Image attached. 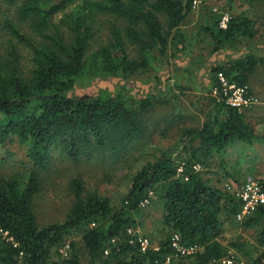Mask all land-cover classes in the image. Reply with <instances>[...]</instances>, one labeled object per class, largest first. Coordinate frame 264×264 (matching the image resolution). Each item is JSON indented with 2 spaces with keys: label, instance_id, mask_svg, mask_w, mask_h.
Segmentation results:
<instances>
[{
  "label": "trees",
  "instance_id": "1",
  "mask_svg": "<svg viewBox=\"0 0 264 264\" xmlns=\"http://www.w3.org/2000/svg\"><path fill=\"white\" fill-rule=\"evenodd\" d=\"M21 1L18 18L29 24L34 36L7 23L29 53L25 60L10 43L6 54H0V142L16 139L24 145L29 164L12 176H0V264H227L223 261L232 257L230 248L244 250L238 241L229 247L220 240L221 213L237 214L241 200L227 190L231 182L220 178L214 183L205 176L214 174L209 167L226 146L234 140L252 144L257 137L244 111L225 100L216 101V113L201 127L182 129L177 157L162 151L136 172L120 207L109 197L87 191L82 179L75 178V200L65 220L40 225L34 199L54 153L74 162L86 154L119 155L145 135L144 116L154 105L151 97L128 101L110 91L78 93V83L86 78H131L149 68L157 52L163 55L186 39L181 27L195 0ZM101 14L118 22L108 41L95 47L94 24ZM263 25L249 12L232 15L227 27L221 26L220 17L207 20L202 31L213 42L212 52L235 53L212 68L213 81L218 84L217 74L223 72L230 82L247 85L249 94L254 93L251 80L264 57L244 41L261 38ZM129 44L136 55H131ZM228 177L236 181L234 174L227 172ZM258 180L264 186V178ZM153 197L162 205L166 234L158 248L142 251L139 234L128 230L138 226L134 213ZM246 225H261L258 236L264 243V206ZM79 229L87 260L72 242L70 256L51 262L52 253ZM175 233L183 245L197 250L178 256L171 239ZM254 263L264 264V253Z\"/></svg>",
  "mask_w": 264,
  "mask_h": 264
},
{
  "label": "rangeland",
  "instance_id": "2",
  "mask_svg": "<svg viewBox=\"0 0 264 264\" xmlns=\"http://www.w3.org/2000/svg\"><path fill=\"white\" fill-rule=\"evenodd\" d=\"M21 2L0 0V54L5 55L8 45L14 43L25 59L29 49L19 43L7 27L8 22H13L23 32L34 36L29 24L18 18L17 9ZM251 2L252 0H195L193 11L181 27L186 39L177 46L171 45L163 55L157 52L149 68L131 78H86L78 83V93L110 91L114 95H122L128 101L151 97L154 105L144 116L145 135L119 155L109 152L86 154L74 162L69 157H63L59 151L54 153L50 166L43 173L42 191L34 199L33 207L41 226L65 220L75 200L73 179L81 178L87 191L109 197L112 205L118 208L132 186L134 175L148 161L154 160L162 151H169L177 157L182 149V143L179 142L182 129L201 127L208 115L216 113V101H220V94L216 92L218 84L212 79V68L235 54L229 51L226 55H220L218 51L212 52L213 42L202 29L209 19L220 17L221 23L224 17L228 16L230 19L232 15L241 12H249L264 22V0L255 1L254 6H251ZM117 22V18L106 14L96 18L93 38L95 47L108 41L111 27ZM262 36L244 41V46L252 45L254 52L260 57H264V33ZM129 47L131 55H136L131 50L133 46L129 44ZM244 49L242 47L241 51ZM251 87L256 102L241 110L253 125L257 137L252 144L234 140L223 152L215 155V162L209 167L214 174L205 175L211 177L214 183L223 178L225 183L231 182L237 188L249 178H264V64L254 73ZM27 164L24 145L16 139L0 142V176L19 173ZM227 172L234 174L236 181L225 178ZM224 182L219 185L225 187ZM162 213V205L157 197L149 199L148 203L144 201L139 211L134 213L138 222L135 230L148 237L154 247H158L166 234ZM238 213L232 215L227 210L221 213L223 233L220 240L229 247L233 241L244 246V250L230 248V254L234 256L233 264H255L254 259L264 253V243L258 236L262 226H247L246 219L251 216L240 219ZM72 242L76 247L74 250L86 261L87 250L82 230L79 229L68 235L61 248L52 253L51 262L70 256L73 252Z\"/></svg>",
  "mask_w": 264,
  "mask_h": 264
},
{
  "label": "built area",
  "instance_id": "3",
  "mask_svg": "<svg viewBox=\"0 0 264 264\" xmlns=\"http://www.w3.org/2000/svg\"><path fill=\"white\" fill-rule=\"evenodd\" d=\"M229 17L226 16L221 22L222 27H227ZM218 86L216 92H219L220 100H225L227 104L238 107L241 109L244 106L253 104L256 102V97L253 94H249V86L238 85L230 82L223 72L217 74ZM227 190L236 192L237 197L241 200V210L238 213L240 219L245 216H251L259 207L264 206V186L258 179L249 178L244 181L240 186L234 188L232 184H226ZM149 202V199L145 200ZM129 233H138V241L140 243L142 251L154 247L151 244V240L148 237L143 236L141 233L133 228H129ZM172 246L175 248L176 254L179 256H188L197 250L194 246H185L181 243V238L178 233L172 236ZM158 248V247H156ZM224 263L233 264L234 256L226 258ZM241 264H245L242 262Z\"/></svg>",
  "mask_w": 264,
  "mask_h": 264
}]
</instances>
